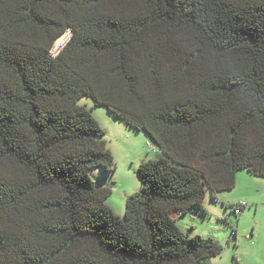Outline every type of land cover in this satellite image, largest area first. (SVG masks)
Wrapping results in <instances>:
<instances>
[{
	"label": "trees",
	"instance_id": "1",
	"mask_svg": "<svg viewBox=\"0 0 264 264\" xmlns=\"http://www.w3.org/2000/svg\"><path fill=\"white\" fill-rule=\"evenodd\" d=\"M84 97L161 153L123 218ZM240 171L264 178V0H0V264H212L177 218Z\"/></svg>",
	"mask_w": 264,
	"mask_h": 264
},
{
	"label": "rangeland",
	"instance_id": "2",
	"mask_svg": "<svg viewBox=\"0 0 264 264\" xmlns=\"http://www.w3.org/2000/svg\"><path fill=\"white\" fill-rule=\"evenodd\" d=\"M69 38V32L64 34L54 44L52 54L57 55ZM78 103L91 113L105 131L104 140L114 157L115 169L110 173L94 169L91 176L97 186L112 185V192L105 204L123 218L127 196L139 191L141 187L137 175L140 164L158 159L161 153L146 133L128 127L104 107L95 106L90 98L84 97ZM216 199L219 202H213L207 194L203 205L208 209V215L193 217L189 214L179 217V228L184 233L192 230V235L219 242L223 251L213 259L212 264H232L233 257L241 264L243 261L248 264H264V178L240 171L236 176L235 188L230 192L219 193ZM239 202H245L247 207L236 217L232 209L227 207Z\"/></svg>",
	"mask_w": 264,
	"mask_h": 264
},
{
	"label": "built area",
	"instance_id": "3",
	"mask_svg": "<svg viewBox=\"0 0 264 264\" xmlns=\"http://www.w3.org/2000/svg\"><path fill=\"white\" fill-rule=\"evenodd\" d=\"M246 207H247V204L245 202H239L235 205L233 212L235 215H241Z\"/></svg>",
	"mask_w": 264,
	"mask_h": 264
},
{
	"label": "crops",
	"instance_id": "4",
	"mask_svg": "<svg viewBox=\"0 0 264 264\" xmlns=\"http://www.w3.org/2000/svg\"><path fill=\"white\" fill-rule=\"evenodd\" d=\"M216 202H219L217 199H216ZM206 208V207H205ZM208 209H206V215H208ZM191 216H193V217H196L197 216V214H195V215H191ZM238 224V223H237ZM247 236H249V235H247ZM252 236V235H251ZM247 241H249L250 240V238L249 239H246ZM238 261V260H237ZM242 262V261H241ZM238 264H241V263H239V261H238ZM242 264H248L247 262H245V261H243L242 262Z\"/></svg>",
	"mask_w": 264,
	"mask_h": 264
},
{
	"label": "bare ground",
	"instance_id": "5",
	"mask_svg": "<svg viewBox=\"0 0 264 264\" xmlns=\"http://www.w3.org/2000/svg\"><path fill=\"white\" fill-rule=\"evenodd\" d=\"M57 43H58V41L56 42V44H57ZM56 44H55V45H56Z\"/></svg>",
	"mask_w": 264,
	"mask_h": 264
}]
</instances>
